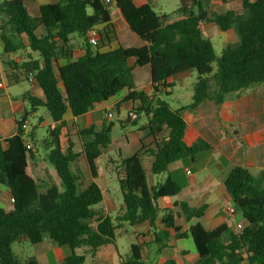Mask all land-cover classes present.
<instances>
[{
    "label": "trees",
    "instance_id": "1",
    "mask_svg": "<svg viewBox=\"0 0 264 264\" xmlns=\"http://www.w3.org/2000/svg\"><path fill=\"white\" fill-rule=\"evenodd\" d=\"M152 1L59 0L41 6L36 16L25 0H6L0 5V102L8 103V88L29 82L33 73L44 98L29 95L26 117L45 108L55 124L43 140L46 166L42 171L38 152L30 144L35 135L26 133L20 123L16 134L0 138V193L1 188H8L14 199L11 206L0 207V264H39L36 258L21 260L13 251V244L24 237L32 245L49 240L69 247L72 254L64 264H88L87 253L95 255L114 245L122 229L146 223L153 240L145 245L132 243L120 264H149L144 247L155 246L161 256L172 248L173 237L189 242V253L197 256L190 264H264V170L256 176L250 167L235 166L224 180L236 212L245 221L238 231L227 224L206 229L203 220L208 205L191 207L179 200L182 186L170 175L150 187L142 163L144 146L133 155L125 157L117 150L108 158L122 203L114 216L96 208L104 201L103 190L95 181L99 177L97 162L113 142L115 125L106 122L100 129L93 125L80 130L75 122L69 126L67 114L79 118L97 104L113 102L115 113L131 109L138 115L135 121L128 117L123 127L136 124L144 115L147 123L140 130L157 140V149L149 152L154 157L151 172L162 175L174 162L212 150L203 139L190 146L184 142L185 109L173 108L157 97L162 89L173 88L169 79L196 72L189 109L207 102L216 114L227 97L239 98L264 86V0H242L243 13L228 10L212 15L209 0H179L181 19L174 22L157 13ZM113 8L121 12L143 46L120 45ZM208 23L222 32L232 30L237 37V43L228 45L221 57L203 37L201 25ZM93 29L99 35L96 45L87 37ZM75 38L85 51L77 58ZM147 66L151 68V94L138 91L134 78L136 67ZM64 129L68 130L66 148L60 141ZM72 130L82 142L79 152L71 139ZM81 157L94 180L87 186L83 173L73 167ZM163 199L172 200V207L162 208ZM181 218L187 224L185 231L177 224ZM85 249L89 251L78 253ZM162 264L179 263L167 259Z\"/></svg>",
    "mask_w": 264,
    "mask_h": 264
},
{
    "label": "crops",
    "instance_id": "2",
    "mask_svg": "<svg viewBox=\"0 0 264 264\" xmlns=\"http://www.w3.org/2000/svg\"><path fill=\"white\" fill-rule=\"evenodd\" d=\"M4 1L6 0H0V5ZM58 1L59 0H25V3L27 5L29 12L32 15L36 16L39 14V10L41 6L50 3H56ZM119 13L123 19L124 17L120 11ZM179 19H181L180 14L177 15L176 19L170 18V22H174ZM112 21L114 23L113 17H112ZM125 23L126 24L124 25L122 23L121 26H117L114 23L118 33L120 45L126 48L132 47L131 44H134L133 47L135 45L137 47L143 46L145 43L129 29L126 20ZM209 24L210 23L201 25V30L203 35H204L203 30L205 29V26ZM216 30L217 29L215 28V31ZM121 31L129 36V38L131 39L129 42L123 40ZM231 31L232 30H229L226 31L225 33ZM223 34L224 32L221 31V35ZM74 44H75V57L77 58L83 56L85 54V51L81 45V41L75 38ZM2 51L3 48L0 43V53ZM130 64L133 65L134 62L131 61ZM191 76L192 73H184L169 79L168 84L174 85L173 88L162 89L160 93H157V97L160 98L161 100H165L163 99V96L166 95L167 100L171 99L173 97L174 90L178 86L183 85L185 83L184 81ZM134 78L138 91H145L150 94L152 93L151 68L149 66L143 68L136 67L134 70ZM137 80H140L141 83L138 84ZM29 83L31 85L32 91L39 95V97L36 98H40V99L44 98L43 92L37 85L36 81ZM246 96H251V92L249 93L245 92L241 97L233 98L234 104L229 106L227 111L225 112H223L222 110V106H223L222 105L219 109L218 114H216V110L207 102L202 103L194 110L189 109V107L193 102L190 103L189 105H180V103H177L176 109L179 108L185 109L183 112V117L184 120L186 121L187 128L184 137V142L190 146L195 142H197L199 139H203L212 146V150L206 151L208 153V156L206 160L202 163V165L199 167L196 173H193V171L187 167V161L191 160L192 162H196L200 155H205V152H202L201 154L197 155L195 158L187 157L174 162L169 167L167 173L168 176L170 175L171 177H173L174 180H176L174 174H176L177 172L181 174L186 173V175H190V176L194 174L193 182H191L190 185H188L187 187H183L180 184L182 186V191L178 199L187 202L191 207H200L203 204L208 205V210L203 220V224L205 228L208 230H213L222 224H227L233 230L238 231L236 228L237 224L239 223L243 225L245 224L244 220H238L237 218L239 215H241L240 213L236 212L234 215H232L228 212V209L234 207V205L230 196L228 195V192L224 184V180L227 177V175L231 172V170L235 166L250 167L252 171L255 172L260 171V173L264 170V119L257 117L254 114L255 112L254 110L256 109V107H258V103L262 101H258L253 96H251V98L244 99V97ZM28 97H25V99H28ZM113 104H114L113 102H104L101 104H97L92 111L79 118H73L71 113H69L66 115L65 119L69 124V126H72L73 122H75L77 124V128L80 130L86 129L93 125L97 126L100 129L106 122H111V120H108V113L112 111L111 109ZM0 105H7L8 106L7 109H9L11 112L10 117H8L3 112H0V116H4L6 118V121L0 125V138L5 139L12 137L14 134H16L18 130L16 115L19 112H23V111L26 112L27 109L25 108V105L23 106V104L22 107L15 108L11 100L8 103L0 102ZM242 112H248L250 114L244 115L242 114ZM36 113L33 116H35ZM79 122L84 124L83 127H81L82 125H80ZM46 124L49 126V128L52 129L55 128V124L52 122L50 115H49V122L45 121L44 119L39 120V126L43 127ZM70 133L72 135L71 136L72 141H74V138L76 137L79 138V136L76 135L75 131L72 130L70 131ZM30 134L35 135V133L32 132ZM67 136H68V130L64 129L60 137V141L63 148H65L68 145ZM143 138H145V140L143 141V143H141V140H143ZM133 139L136 140V142L134 141L133 143H137L138 145L130 155H133L136 151L146 147V149L143 150V153L145 155L142 158V163L146 171L147 180H148L147 171L151 173V175H153L151 172V168L154 162V157H152L151 153L149 152L157 149V140H155V138H153L152 136H149L148 133L145 131L144 134L141 136V139H135V138ZM126 142L127 144L132 143L129 137L126 138ZM30 144L36 149V147L32 142H30ZM132 147L134 146L132 145ZM117 150H120L123 156L127 157L126 155H124L125 153L121 145ZM75 151L77 152V150ZM146 162L148 164V167L145 164ZM45 166H46L45 163L44 164L42 163V165H40V162L38 161L39 170L42 171L45 168ZM145 166L147 167V169L145 168ZM97 167H98V162H97ZM98 174H99V168H98ZM97 179L95 181L99 184ZM114 180L116 181L115 175L113 176V181ZM93 181L94 180L88 182L85 178L86 186L91 184V182ZM153 186L156 185H152L150 187ZM201 189L203 191L202 193L199 192ZM102 190L104 193V200H105L106 190H104L103 188ZM2 192L5 195V199H3L2 202H0V207L11 206L12 195L10 190L8 188H1L0 195L2 194ZM117 195L119 197V194L117 193L114 196ZM119 199L122 203V195L121 197H119ZM167 200L168 202H166ZM163 201L164 203H166L164 207L162 206ZM160 204L162 208L172 207V200L163 199L160 200ZM120 205L121 204H119V207ZM181 220L185 221L184 218H181ZM177 224L183 227L184 231L187 230V224L185 225L179 224L178 221ZM149 231H150V227H149ZM173 236H174V232H172V237ZM150 237L154 238L152 235ZM184 241L185 240H181V241L179 240L176 242L180 243ZM14 245H18L19 247V253H20L19 255L14 251V247H13V251L21 260H29L31 258H36L39 264H50L52 259L53 261L56 262V264H64V260L72 254V251L69 247H59L58 245H56L55 243L49 240H45L44 242L38 245H32L28 240V238L24 237L19 241L15 242L13 246ZM166 260L167 259L162 258L159 260L160 262H158L157 264H162Z\"/></svg>",
    "mask_w": 264,
    "mask_h": 264
},
{
    "label": "rangeland",
    "instance_id": "3",
    "mask_svg": "<svg viewBox=\"0 0 264 264\" xmlns=\"http://www.w3.org/2000/svg\"><path fill=\"white\" fill-rule=\"evenodd\" d=\"M242 0H209L211 9L209 10L210 14L212 13H218L223 14L228 9L234 10L237 13H243L242 8ZM180 2L179 0H153L152 1V7L153 9L159 13V14H166L171 19H176L178 13ZM90 13H92V10H89ZM112 17L114 19V23L117 26H121L126 24L124 18L122 19L119 11L116 8L112 9ZM3 17L0 15V20ZM121 18V19H120ZM121 20V21H120ZM1 24V22H0ZM215 28L217 29L215 31ZM204 35L203 37L205 39H209L212 43L215 53L217 57H221L223 54L224 49L232 44L235 45L237 43V38L235 37L234 33L227 32L223 35H221V31L218 26H215L214 24L210 23L209 25L205 26V29L203 30ZM121 35L123 40L129 42L131 39L129 36L121 31ZM77 37V36H76ZM132 47L134 44H131ZM134 47H137L136 45ZM214 72L217 71L218 66L217 62L213 64ZM197 80V73H192L191 77H188L184 82L183 85L178 86L174 90L173 97L169 100H167L166 95L163 96V99H165L173 108L177 107V103H180V105H189L193 102V87ZM138 84L141 83L140 80H137ZM1 83V82H0ZM248 93L251 92V96L255 97L258 101H262L258 103V107L254 110V114L257 117H260L264 119V86L257 87L254 89H250L247 91ZM7 93L9 95V100L12 101L15 108H19L25 105V108L27 110L30 109V103L28 99H25V97H28L29 95H32L34 97H39L38 94L34 93L32 91L31 85L29 82H24L19 85H15L13 87L8 88ZM247 94V93H246ZM251 96H246L244 99L251 98ZM233 97H227L225 103L222 106L223 112L227 111L228 107L234 104ZM7 105H0V112H3L8 117L11 116V112L9 109H7ZM131 109L123 110L121 114L114 112V118L111 120V122L114 123V128L112 132L113 142L110 145V148L105 150L104 156L98 161V168H99V178L97 179L101 187L106 190L105 192V200L104 202L97 206L96 208L104 213H109L111 215H115L119 204H121V201L119 197H121L117 181H113V171L110 165L107 164L108 158H111L116 155L117 149L121 145L124 150V155L128 156L132 153L133 150L136 149L137 143L135 139H141V136L144 134V131H141L140 128L147 123V119L144 115L141 116V118L137 121L136 124L128 123L122 126V122H124L129 115V112ZM244 115H249L248 112H242ZM30 123H31V130L30 133H35V140L33 141V144L36 146L37 155L36 158L39 159L40 165L45 162L42 158H45L46 150H45V144H43V140L46 139L49 136V126L46 124L45 126L41 127L39 126V120L44 119L45 121L49 122V114L48 111L45 108H39V111L36 113L35 116L29 117ZM108 120H110L108 118ZM83 127V123H80ZM35 128V129H33ZM129 137L132 141V143L127 144L126 138ZM133 137V138H132ZM30 141V139H27ZM145 138H143V141ZM75 143V150L77 152L81 151V145L82 142L80 138L76 137L74 138ZM132 145L134 147H132ZM67 147V146H66ZM65 147V148H66ZM33 149H35L33 147ZM208 156V153L205 152V155H200L196 162H192L191 160L187 161V167L193 171V173H196L199 169V167L202 165V163L206 160ZM148 167L147 162L145 163ZM145 168L147 169V167ZM74 169H79L83 175L85 176L86 180L88 182L92 181V174L89 168V165L84 157H81L79 162L76 163L74 166ZM148 173V184L150 186L157 185L158 183H163L168 177V173L162 174V175H151V173ZM254 175H259L260 171H252ZM193 176L186 175V173H179L177 172L174 174L175 179L181 184L183 187H187L190 185L191 182H193ZM109 190V192H108ZM199 192H203L202 189ZM113 193V194H112ZM119 194L117 196H114ZM112 194V195H111ZM5 199V195L2 192L0 195V202ZM168 202V200L166 201ZM166 203L164 201L162 202V206L164 207ZM238 220H244L242 215H239ZM179 224H186L183 220H178ZM159 227H161L160 220L158 221ZM151 236V233L149 231V225L144 224L141 226H138L136 228H130L126 227L119 231V237L117 241L115 242L114 246H108L105 248L100 249L95 255H92L91 253H87V262L88 264H120L121 262V256H126L129 253L130 246L132 243H140L142 245H145L146 243H151V240L153 239ZM177 240L173 239L171 241L172 248L169 250H166L163 252L161 256L157 255L156 247L153 246L150 249H146L144 247V256L148 261L149 264H157L160 262L159 260L164 259H175L179 262V264H189L196 260V256L189 253L191 252V247L189 242H176ZM14 251L19 255V247L18 245H14ZM85 251H89L87 249L85 250H79V253H85ZM50 264H56L55 261H51Z\"/></svg>",
    "mask_w": 264,
    "mask_h": 264
},
{
    "label": "built area",
    "instance_id": "4",
    "mask_svg": "<svg viewBox=\"0 0 264 264\" xmlns=\"http://www.w3.org/2000/svg\"><path fill=\"white\" fill-rule=\"evenodd\" d=\"M111 0H106L107 3H109ZM88 40L90 42V44L92 45H96L97 42H98V39H99V35H98V31L96 29H93L91 30L89 33H88ZM29 82H35V74L33 73H30L29 74ZM3 85L0 83V88H2ZM128 117L132 120V121H135L138 119V115L133 112V111H130L129 112V115ZM108 118L110 120H112L114 118V112H109L108 113ZM6 121V118L4 116H0V125L3 124L4 122ZM16 122L17 124L20 123L21 124V127L22 129L26 132V133H29V131L31 130V123H30V119L28 117H26V114L25 112H19L17 115H16ZM28 148L31 149L32 146L31 145H28ZM11 202L14 203V199L13 197L11 198ZM228 212L232 215H234L236 213V210H235V207H231L228 209ZM237 230H241L243 228V224L239 223L237 224L236 226Z\"/></svg>",
    "mask_w": 264,
    "mask_h": 264
}]
</instances>
